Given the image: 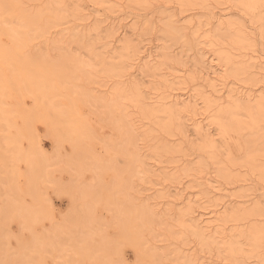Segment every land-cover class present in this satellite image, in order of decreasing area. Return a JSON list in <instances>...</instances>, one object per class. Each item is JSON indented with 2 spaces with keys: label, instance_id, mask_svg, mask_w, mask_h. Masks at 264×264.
<instances>
[{
  "label": "bare ground",
  "instance_id": "1",
  "mask_svg": "<svg viewBox=\"0 0 264 264\" xmlns=\"http://www.w3.org/2000/svg\"><path fill=\"white\" fill-rule=\"evenodd\" d=\"M134 1L143 6L150 4V0ZM164 1L172 4L167 5V7H165L166 9L168 7L171 9L174 8V4L175 7L180 10V13L197 9L210 10L214 7V5L218 6V4H225L227 7L223 9L226 10L229 8L231 11H219L216 12V14H213L212 11L213 15L211 17H214L215 21L212 27L205 29L204 32L210 42V46L208 49H206V47H202V50L210 51L211 49V51L216 52V54H214L217 59L211 58L208 62L209 66L204 63L207 65V68L205 67L202 69V65L205 66L203 61L205 62L206 59H203L202 56H204V52H202L200 57L195 59L193 66L191 65L192 67H195V65H199V67H201V69L199 68L200 70L198 69L197 83L201 87L207 88V90L203 89L202 97L199 99L205 106L206 111V115L202 118H200V115L197 113L199 102H197V99L193 95H187V98L183 96L185 98L184 99L178 94H172V92L163 96L159 100L151 102L147 100L146 96H144V93H142L140 89L141 87H139L140 76L143 80V77L146 76L147 78L148 76L149 78H155L160 75L161 79L159 80V84L165 86H168L173 82V80L178 79V75H173L170 78L162 77L164 75L162 72L164 67H168V69L170 67L171 69L174 67L173 65L179 62V55L170 54V50H167L168 47H163L162 51L160 50L158 54L154 53L151 55V53L148 52L144 55L143 57H145L146 61L139 64L137 69L134 70L133 75L135 76L129 83H124L123 80H119V83H115L112 86L113 88H109V91H99L98 88L94 87L97 82L95 81V77L92 76L94 74H92L91 71V68L93 67L91 57H94V59L99 57L97 61H100V59L103 58L101 56L102 54L94 51L95 49L93 45H96L97 41H93L92 36L90 37L89 33H79L75 29L69 33L68 40L77 45L76 47L86 49V52L90 54V59H83V57H81L83 56L81 55L82 53L75 54L74 52L68 50V44H70V42L67 40V44H65V38L63 37L64 34H61L62 32L57 33L54 36L50 33L52 28L55 27L57 30V28H59L57 26L64 24L68 15L77 17L78 10L76 8L69 7L70 5H68L65 0H0V63L6 65L10 69L11 73L8 83L4 82L0 73V130L2 129L6 131L12 127L11 118L6 111L8 109L5 106L3 107V92L7 86H10V90H13L19 97L16 104L17 108L14 110V113L16 116L20 117L21 122V125H18L16 128L18 131L15 137L10 140L8 139L9 137L6 138L7 135L4 136V134L3 138L2 136L0 137V139H2V141H0V168L3 166L5 167L6 172L8 170L7 174H5V171H1L5 174V178L1 177V179L3 178L6 182H8V180L12 181V177L15 176L13 173L16 171L14 170V163H12V168L10 162H14L15 160L16 166V163H18L19 160H22L27 166V170L24 171L26 172V175L23 176V174H21L25 180L24 187L23 185L20 187L19 185L16 187L14 184L7 185L8 196L3 197L5 193L2 195L3 200L0 205V217L1 219L5 217L4 219H7L8 221L10 220L9 218L12 220H19L17 221V224L20 222L18 226L25 227V229L24 227H21L20 230H28V233H31V238L28 236L30 238L28 242L24 239L23 241L21 237L20 241H17L19 242V252L20 250L22 251L20 252V257H18H22L21 260H25L33 256V260H31V262H33L35 254L38 255L37 253L41 251H46V253L43 252L44 255H48L50 252L49 256L51 257L53 255L52 252L58 254L60 251L63 254L65 251V253L69 252L67 254L70 255V251L68 250H71L73 260L77 258V261L75 262L76 264H82L85 260H89V264H117L108 256L109 250H111L110 246L113 245L112 250L115 253V249L118 246L116 245V248H114V244H111L112 241L114 242L113 237L111 239L110 236L106 235L107 237H110V240L104 234L105 239H103L104 237L102 233L99 234L98 232L99 235H97V237L100 236L98 239L99 242H93L92 240V236H96L98 226H101L99 225L100 223L98 222V219L96 220L93 214L95 212L94 209H96L93 204L95 201L97 204V200H100L98 197L101 195L100 193L102 191L99 190L100 188L97 189V186L100 184L99 177L102 176L101 174L106 170H114V173L116 172L114 175L116 176L112 174L115 178L112 181L114 184L112 182L111 184L114 189L117 186V190L119 189V191H116L115 189L113 192L114 194L110 192L112 187L109 185V182H107V186L105 185L106 189L103 190L106 193H109V199L107 196L108 194H105V199L108 200L104 199L102 202L106 201L105 206H103L105 211L108 210V213L112 211L109 215H112L111 217L114 216L112 219H114L118 228L111 217L108 221H112L119 230V235L115 234L116 236L118 235V241L124 240L125 243H128L130 246L132 245L131 247H133V250L135 249L136 251V256L138 257L136 260L139 261V264H162V257L156 255V252L154 253L152 251L155 249L153 247V241L150 242L151 240H148L149 238L146 239L147 237H145L146 234H153L152 227L155 226L156 221L161 223L162 220H160L159 213H157V210L155 212V209L151 206L144 204V202V205L139 204L140 206L137 207L136 204L132 203L133 200H130L131 197L128 196V191H130L128 189L132 188L130 183H128V180L131 181L135 174L136 176L138 175V169L136 171V168L144 163L141 154L138 152L141 148L140 144L143 142L147 143L151 133L157 129L164 131L166 134L171 132L179 134L181 139L186 142L191 141L192 147L200 151L202 156L207 153L213 165V169L216 172V177L219 180L228 184H233L234 186L237 184L239 187L242 181L247 180L246 177L242 175V168H244L249 171L251 176H255L259 181H264V86L261 85L260 88L254 90L250 89L251 87L248 88L247 86L245 91H240L238 88L228 89L227 84H225L226 77L229 75L235 78L240 77L244 82L251 84L252 86L261 81L264 84V61H260V59L254 55L249 56V49L253 47L252 44L256 37L253 39L254 34L248 31L249 27L246 25L248 27L247 29L244 22L242 23L239 21L240 19H236V17L233 19L231 18L232 16H228L230 14L232 15L233 10L235 9L238 10L241 15L247 16L251 24H254V27L260 32L261 41L264 43V0ZM159 11H161L159 14H164L168 19L165 23L166 27L162 32H164V35L173 41V43L180 42L184 46H189L191 44L201 45L202 42H199L200 36L195 34L196 31L191 32L193 38L187 36L188 31H181L184 27L177 24L178 20L175 19L176 17L173 18V16H175L173 12L174 10H172V13H168L166 10L163 11V13L162 10ZM199 25L200 24L198 23L196 28ZM55 29H52V31L54 30V34L57 32ZM105 31L106 30H104V32ZM112 32L109 34L111 35ZM65 36H67V34ZM128 37L129 36H127V38ZM127 38L122 41V43L118 46V49L113 51V55L108 57L109 59L107 58L109 62L107 60L106 62L108 63H104L103 67L104 71L107 72L106 75L109 74L110 77L112 76L113 78L121 76L124 72H126V61L130 58L135 61L134 58L139 56V45L137 46L138 43L135 44L133 43L134 40L132 41ZM40 40H42L43 43L40 44L38 42ZM190 40L194 41V43ZM168 46L170 47V45ZM97 47L98 46H96V48ZM166 50L168 52H166ZM51 52L55 54H52ZM214 54L212 53V57H214ZM216 60L219 61L218 68H215L217 67ZM105 64L107 65L106 67ZM16 66L18 67V70L14 72L13 70H15ZM92 69H94V72L96 71V68ZM218 69L220 71H218ZM101 71L102 69L100 70V73ZM138 75L140 76L136 79V76ZM217 82L222 85L220 89L218 88ZM92 83L94 84L93 87ZM101 85L102 84H100V86ZM102 87L100 88L103 89ZM23 97H29L32 100L31 108L24 106L21 100ZM88 105L90 108L92 106L91 112L96 106V110H99L98 112L96 111L97 114L99 115V112H101L102 115L104 114V117H106L104 120H107V123L113 127V130L119 140L115 141L116 143H103L102 139L100 142L103 143L102 148L105 145L103 151L106 149L109 150L111 147L109 144H112V154L116 155L115 157L113 156L115 163L118 159L117 156L122 155L121 159L125 157L123 159V163L125 165L120 163L121 166L124 165L123 167L120 168L119 166V169H116L113 159L110 160V162L112 161L110 164L106 162L105 158L103 159L95 155L89 146L85 147L88 143L82 146L83 142L89 140L88 136H90H87V125L89 122L84 118L85 116L83 111L84 107ZM130 107H132L134 111L131 112L128 109ZM136 114L141 115V118L146 120L142 121L140 126L137 125V127L135 125V121L131 118ZM35 119H40L41 123H44V126L45 124L47 125L46 127L49 129L51 136L54 137L53 139L56 141L58 140L56 143L62 144L67 141L66 143H69L68 145L72 146V153H69L68 157L65 155L66 159L63 157L64 155L62 156L60 154V151V153L58 152V149H54L55 152L51 158L45 156L39 146L40 150L38 149V141L36 139L34 140L35 134L32 130L33 128L31 127ZM208 119L210 120L209 123L206 122ZM154 121L157 124L155 128L153 127L155 123ZM188 121L191 126L189 130H191L196 138L195 142H192L194 139L189 137L192 133L187 134V127H189L187 123ZM101 122L104 121L101 120ZM211 124L214 125L216 135L219 136L221 142L219 145V142H217L216 138H214L215 135L212 134V131L210 130L212 129L210 127ZM24 130L27 132V140H29L30 148L22 150L21 148H18L17 145L21 142V135ZM63 130L67 131V133L62 134ZM88 130L90 131V128ZM91 139L92 137H90V140ZM105 141H107V138H105ZM60 144L58 145L59 147ZM182 144L185 146L184 142H182ZM129 147H131L133 151L127 152ZM160 147L164 148L162 145L154 146L152 151L158 153L160 151ZM55 148H57V146ZM188 149L189 148H187V150ZM234 151L238 152V156ZM106 152L107 151H105V153ZM199 155L201 158V154ZM126 157L127 160L125 163ZM9 159L12 160L8 161L10 166L7 165L8 163L6 164V161ZM121 159L119 160L121 161ZM204 160L201 158L200 162L197 164L198 167L203 168L205 167V161L207 163L209 162ZM116 165L118 164L116 163ZM8 167H10L9 169H12L9 170L7 169ZM54 168H58L59 171L62 169V171L65 170V172L67 171L68 173H71L69 176L72 177V182L68 176L70 185L67 187L68 182L66 181L67 185H65L66 182L65 184L63 183L66 186L64 188H66L70 194L79 192L78 194L80 198L77 197V199H81L83 202L87 199L85 200L87 202H82V204H80L81 202L79 201V204H75V201H73L75 200L73 195L72 203H74L72 204V210H68V214L71 212L69 215L66 214L68 218H65L63 223H60L63 225L61 226L55 223L53 230L45 229L37 234L33 228L35 227L36 222L43 218L41 215L48 210L43 211V209H40L42 204L38 207L39 203H37V200L41 197L40 194H38L39 191L36 190L39 188L38 184L43 179L42 177H45L47 179H45L46 181L51 182V179L48 180L47 178V173H52L50 169L54 171ZM72 170L73 172H71ZM179 170V175H174L176 177L186 175L187 178L189 176H195L194 170H196V168H193L192 166L189 168L181 167ZM88 171L92 174L90 181H88V183L86 182V185H79L80 187L77 188L76 186L78 185L77 183L79 178L83 177V175ZM10 172L13 175H11ZM122 172H128L129 178L124 179L121 175ZM2 182L0 181V183ZM54 182L55 181H53V183ZM193 183L196 184V182ZM103 184L105 183L100 185ZM115 184L117 185L115 186ZM198 184L200 187L198 188V191L201 189V191L205 194L213 193L214 195H217L223 192L224 189H216L214 181L211 178H205ZM108 186L110 187L108 188ZM61 187L62 188L60 189L58 187L59 193L63 194V191H61L63 189V185ZM73 188L77 192H72ZM102 188L103 186L101 189ZM242 188L243 187H241V189ZM240 190L237 197L240 198L246 196V194L243 193V189L241 191ZM65 191L64 194L69 196V194L67 195V192ZM111 193L113 198H110ZM117 193L118 195L121 193L122 195H120L123 197L115 200L114 197H116ZM23 195L31 197L32 203L30 205L25 206L21 202ZM259 196L257 195L258 198ZM2 197L0 194V199ZM43 199H40L39 201H41L43 203V207H45L47 206V201L44 199L46 201L45 202ZM93 200H95L94 203ZM261 200L263 199H260V201H248L247 199H241L240 201H236L238 203L237 206H235V203L225 206L222 213H218L214 210H209L207 212H200L198 210V213L194 214L195 211L192 210L191 205L188 204L186 205V208L183 209L181 207V209H178L180 217L173 225H170L165 221L166 225H164L162 221V224L167 226L166 229L163 227L166 231L163 234L165 238L163 240H167L169 243L172 242L173 244L174 240H180V238L184 239L187 233H189L188 237L190 236L195 238L199 243L200 248L203 249L202 251L212 252V250H216L219 253L222 251L224 254L228 255L231 261L240 262L241 264L245 259L249 258H253L257 260L258 263L261 262V264H264V205L262 204L264 200ZM69 204L71 205V201ZM100 205H104V203ZM106 205L110 206V209L112 210L110 211V209H108L109 207L106 208ZM172 206L174 205L172 204ZM40 212H42V214H40ZM97 215L99 214L97 213ZM165 215H168L169 217L168 213ZM39 216L42 218H39ZM44 217L47 216L44 215ZM102 218H100L99 221ZM95 222H97V224L99 223L98 225L96 224L97 227L94 226ZM112 222L109 226L113 224ZM229 222H234L236 224L240 223V225L228 229L227 231L229 232L225 233V225ZM102 223H104V220ZM92 225L96 229L92 230ZM176 225L180 228L178 229L179 231L175 230ZM103 227L104 226H102V229ZM23 230L21 232H23ZM94 231L95 233L93 234ZM175 231H177L179 235L175 234ZM28 237L24 238L28 239ZM242 238L248 242L247 248H245L247 243L241 241ZM2 246L0 249H2ZM181 249L182 247L175 246L173 250L176 255L175 259L177 260L175 262L178 263L179 256H183L185 257V260L183 258L182 264H194V261L192 262L191 258L189 260L190 256L188 257V254L191 255V252L186 255L184 249H182L183 251ZM28 252H30V254L32 253V256L28 255ZM49 256L48 258H50ZM39 257L41 260V256ZM45 257L47 256H44V258ZM65 259L67 260V258ZM40 260L38 262H40ZM73 260L71 259L72 262ZM196 260L197 258L195 259V262ZM204 263L205 262H200V264ZM197 264L199 263L197 262Z\"/></svg>",
  "mask_w": 264,
  "mask_h": 264
},
{
  "label": "rangeland",
  "instance_id": "2",
  "mask_svg": "<svg viewBox=\"0 0 264 264\" xmlns=\"http://www.w3.org/2000/svg\"><path fill=\"white\" fill-rule=\"evenodd\" d=\"M65 1L68 3V5H70L69 7H74L78 10V16L73 17V16L68 15L65 19V23L60 25V26H57L59 28L56 27L57 30L55 29V27L52 28V29H55V31H57V32L54 34V30L52 31V29H51L50 33L52 34V36H54L57 33L62 32L61 34H64L63 37L65 38L64 39L65 44H67V40L69 39L68 38L69 33L74 29L77 30L79 33H83V32L89 33V36L90 37L92 36V40L97 41L96 45L95 44L93 45V47L95 49L94 51L97 53L99 52V54H102L101 56L103 58H101L100 61L99 60L97 61V59L99 57L97 59L96 58L94 59V57H91V60L93 61L92 62L93 67L92 66L91 67L96 68L95 72H94V69L91 68L92 74H94L92 76L95 77L96 80L95 79L94 80L99 85L98 86L97 83L95 85L92 83V87L94 85V87L98 88L99 91L100 90L101 91L102 90L103 91H107V90L109 91L110 90L109 88H113L112 86L115 83H119V80H123L124 83H129L132 80V78L135 76V75H133L134 70L137 69L139 64H142V62L146 61L145 57H143L144 55H146L148 52L151 53V55L154 53L158 54V52H160V50L162 51L163 47H168L167 50L168 51L170 50L169 51L170 54H174L177 56L179 55L178 56L179 62L177 63L178 65L177 64L173 65L174 67H172L171 69H170V67H169V69H168V67H164L162 70L164 75L162 77L170 78L173 75H178L179 76L178 79L173 80L172 83H170L168 86H165V85L159 84V80L161 79L160 75H159V77H155V78H151V77L149 78V76L147 78V76H146V77H143V80H142V77L140 75H138V76H136V79H137V77L140 76L139 77V81H140L139 87H141L140 89H141L142 93H144V96H146L147 100L151 101V102L159 100L163 96L168 95L172 92H173L172 94H178L182 98H184V97L187 98V95H193L197 99V102H199L197 113L200 115V118H202V117H204V115H206L205 106L202 104V102H200L199 99L202 97L203 89L207 90V88L206 87L203 88L197 83L198 72L201 69V67H199V65H195V67H192V66L195 63L194 62L195 59L197 57H200V54L202 52H204L203 53L204 56L206 55L205 57L202 56L203 59L206 58L205 62L203 61V64L206 63L209 66L208 62L211 58L217 59L216 55H215L216 52L211 51V49H210V51L209 50L208 51L202 50V47H204V48L206 47V49H208L210 46L209 45L210 42L207 39L206 34H204V32H205V29L212 27V25L215 21V18L211 17L213 14H216V12H219V11H221V12H223V11L226 12V10L230 11L229 8L224 10L227 7L225 4H218V6L214 5V7L211 8L210 10H206V9L199 10V9H197V10H193V11H187L184 13H180V10H178L174 4H173L174 8L171 9L168 7L166 9L165 7H167V5H172V4L166 3L164 0H150V4L145 5V6L137 4L134 0H65ZM153 3H154V5H153ZM159 10H162V13L165 10L168 13H172V10H174L173 12H174L175 16H173V18L176 17L175 19L178 20L177 24L182 25L181 27H184V29H181V31L182 32L188 31L187 36H189L190 38H193L191 32L196 31L195 34L197 36H200L199 42H202L201 45L199 46L196 44L195 45L191 44L189 46H186V45L184 46L180 42H174L173 43V41H171L169 38H167L164 35V32H162V31H164V28L166 27L165 23L167 22L168 19L165 17L164 14H162V15H161V13L159 14V12H161ZM212 11H213V14H212ZM194 13H195V15H194ZM191 14H193V15H191ZM228 16H232L231 18H233V19L235 17H236V19H240L239 21H241L242 23L244 22V25L245 26L247 25L249 27L248 31L252 32L254 34L253 39L256 37L255 40L253 41V44H252L253 47H251V49H249V56L254 55L258 59H260V61H264L263 60L264 59V43H262V41H261V35H260V32L258 31V29L254 27V24H251V22L247 16L241 15V13L238 12V10H236V9L233 10L232 15L230 14ZM68 19H70V20L73 19L74 21L76 19L77 20L74 22L73 20L70 21ZM198 23L200 25L196 28V25ZM201 25H202V27H201ZM247 26H246V28L248 29ZM69 28H71V29H69ZM95 28H96V30H95ZM251 28L252 29L255 28V29L252 30ZM109 29H110V31H109ZM111 29L113 32L111 31ZM104 30H106V31L104 32ZM110 32H112L111 35L109 34ZM51 34H49V35H51ZM66 34H67V36H65ZM127 36H129L128 38L130 40H132V41L134 40L133 43H135V44L138 43L137 46L139 45V50H138L139 56L134 58L135 61L132 60V58H130L126 61L127 62V65L125 67L126 72H124L121 76L116 77V78L115 77L113 78L112 76L110 77V75L109 74L106 75L107 72L104 71V67H103L104 63L109 59L108 57L113 55V51L118 49V46L122 43V41L125 38H127ZM131 38H134V39H131ZM85 39H86V37H85ZM86 41H87V39H86ZM190 41L192 43H194V41H192V40H190ZM38 42L40 44L43 43L42 40H40ZM204 44H206L207 46ZM168 45H170V47ZM76 46L77 45L70 42V44H68V50L74 52L75 54H81L82 53L81 55H83V56H81V55L80 56L83 57V59L84 58L90 59L89 58L90 54L88 52H86V49H82L80 47L78 48ZM96 46H98V47L96 48ZM191 46H192V48H191ZM252 48H253V50H252ZM167 50H166V52H168ZM51 53L55 54L53 52H51ZM212 53L213 54L215 53L214 57H212L213 56ZM216 61H217V65H216L217 67H215V68H218V64H219L218 62L219 61L218 60H216ZM108 62H109V60H108ZM108 62H106V63H108ZM206 64H204L205 66L202 65V69L205 67L207 68ZM94 65H95V67H94ZM99 66H101V67H99ZM106 66L107 65L105 64V67ZM196 66H197V68H196ZM101 69H102V71L100 73ZM17 70H18V67L16 66L15 70H13V71L15 72ZM218 71H220V70L218 69ZM0 73L2 75L4 82L8 83V81L10 79V75H11L10 69L6 65L0 63ZM225 81H226L225 84H227L228 89L229 88H233V89L238 88V90H240V91H245L247 89V86H248V88L251 87L250 89H252V90L260 88L261 85L264 86L262 81L258 82V84H256V85L252 86L251 84L244 82L242 80V78H240V77L235 78V77L230 76V75L226 77ZM99 83L102 85L100 86ZM217 84H218V88L220 89V87H222V85L219 84V82H217ZM9 87L10 86H7V88H5L4 89L5 91L3 92V95H4L3 107L5 106L8 109L6 111L8 112V115L11 118L12 127H10L6 131L1 129L0 130V137L2 136V138H3L5 135H7L6 138L9 137L8 139L10 140L13 137H15V135L17 134L18 129H16V128L18 125H21L20 124L21 122H20V117L16 116L14 113V110L17 108L16 104H17V99L19 97L15 94V92L13 90H10ZM100 87H102L103 89H101ZM21 100H22V103L24 104L25 107H28V108L32 107L31 106L32 100L29 97H23V98H21ZM91 108H92V106H91ZM91 108L89 107V105L85 106L83 111H84V116H85L84 118L87 119L89 122V124L87 125V131H88L87 136L90 135V136H88V138L90 140V137H92V139L90 141L86 140V142H83L82 146H84L86 143H88L85 145V147L89 146V148L92 150V152L95 155H97L103 159L105 158L106 162H108L110 164L112 163V161L110 162V160L113 159V162L115 164V168L119 169L118 168L119 166L121 168L125 165L123 163V161H124L123 159L125 157H123V159H121L122 155L117 156L118 159L116 158L117 159L116 163L118 165H116L115 160L113 158V156L115 157L116 155H113L112 154L113 151L111 150L112 144H109V145H111L109 150L106 148H105L106 150L104 149L105 151H107L106 153H105V151H103V148L105 145L102 148L103 143H108V142L116 143L115 141L119 140V138L116 135L115 131L113 130V127L109 123H107V120H104V119H106V117H104V114L102 115L101 112H99L100 113L99 114L100 117H99V115L97 114V112L99 110H96L97 109L96 106L94 107L95 108L94 110L92 109V112H91ZM128 109L131 112L134 111V109H132V107H130ZM97 118L99 121L97 120ZM131 118L133 121H135L136 127H137V125L140 126V123L142 121H146V120H143L141 118V115H137V114L133 115ZM140 119H142V120H140ZM185 119H188V118H185ZM101 120L104 121L105 123L101 122ZM206 122L209 123L210 120L208 119V120H206ZM187 123L189 126V127H187V134H190V133H192L191 130H189V128H191V126L189 125V121ZM14 124H16V125H14ZM46 126H47L46 124L44 126V123H41L40 119H35V121H33V125L31 127L33 128L32 130L35 134L34 140L36 139L38 141V144L35 141L37 144V147L39 146L41 148L42 152L48 158H51L53 156V154L55 152L54 149H58V152L60 151L61 153L60 152L59 153L62 156L64 155L63 157L66 159L65 155L68 157L69 153L70 154L72 153L71 152L72 146L71 145L69 146L68 145L69 143H66L67 142L66 140H65L66 142H63V140L61 139V141L63 143L62 144L59 143L60 144V147H59L58 146L59 144L56 143L58 140L56 141L55 139H53L54 137L51 136L49 129ZM156 126H157V124L155 122L153 127L155 128ZM210 127L212 128V129H210L212 131V134L215 135L214 138H216L217 142H219L218 145L221 144L219 136L216 135L214 125L211 124ZM89 128H90V131H92L93 133L88 130ZM47 132L49 133L50 136L48 135ZM89 132H90V134H89ZM64 133H67V131L63 130L62 134H64ZM3 134H4V136H3ZM93 137H95V138H93ZM189 137L191 139H194V141H192V142H195L196 138L193 135V133L190 134ZM6 138H5V140H6ZM105 138H107V141H105ZM27 139H28V135H27V132L24 130L22 135H21V140H20L21 142L18 145L16 144L17 147L21 148L22 150L23 149L25 150L26 148L29 149L30 148L29 140H27ZM102 139H103V143L100 142ZM108 140H110V141H108ZM0 141H2V139H0ZM61 141H59V142H61ZM182 142L185 143V146H184V144H182ZM160 145H162L164 148L160 147V151L158 153L152 151V148H154V146H160ZM56 146H57V148H55ZM31 147H32V145H31ZM37 147H36V150H37ZM39 147H38V149H39ZM140 147H141L140 151H138V152H139V154H141V157L144 160V163H147V164L143 163L140 166L138 165L139 167L136 168V171L138 169V171H137L138 175L136 176V174H135V176H133L134 178L132 177L131 181L128 180L129 181L128 183H130V186L132 187L129 189L127 188L128 190H130V191H128L129 192L128 196L131 197L130 200L131 201L133 200L132 203L136 204L137 207L140 206L139 204H143V202H144V204H147V205L151 206L152 208H154L155 212L157 210V213H159V216H160V220L163 221L164 225H166L167 222L170 225H173L175 222H177V220L180 217V215L178 214V209H181V207L184 209L187 207L186 205H188V204L191 205L192 210L195 211L194 214L198 213V210L200 212H207L209 210H214V211H217L218 213H222L224 211L225 206H228L229 204H234V203H235V206H237L238 203L236 201H240L241 199H243V200L247 199L248 201H250V200H252V201L259 200L260 201V199L264 200V181H259L258 178H256L255 176H251L249 174V171H247L244 168H242V175H244V177H246L247 180L241 182L242 186H241V184L239 185V187L237 186V184H235V186H234L233 184H228L222 180H219L216 177L217 176L216 172L213 169V165H212L211 160L209 159L207 153H205L204 156H202V153H200V151H198L192 147L191 141L186 142L185 140L181 139V136L179 134H176L174 132L166 134V133H164V131L157 129V130H154L153 133H151V136L149 137L148 142L147 143H144V142L141 143ZM107 148H108V146H107ZM187 148H189L191 151L189 149L187 150ZM131 151H133V149L131 147H129L127 152H131ZM234 152L238 156V152H236V151H234ZM191 153H193V154H191ZM199 154H201V156H202L201 158L203 160L205 158V160L209 161L207 163L204 160L205 161V167H203V168H200L197 165L198 162H200V160H201ZM119 159H121V161ZM10 160L11 159L7 160L6 164ZM126 160H127V157L125 159V163H126ZM10 163H11L12 168H13L12 163H14V170H16V171H14L13 173L15 174L14 177H16V178L12 177L11 175H13V174L10 172L11 173L10 176L14 180L10 177L12 179V181L8 180L9 183L6 182V180L3 178H5L4 175L7 174L8 170L6 172V169L3 166H2V168H0V172L5 171V174H3L1 172V175H0V179H1V177H3L2 178L3 180L1 179L0 181L4 182V183L3 182L0 183L1 197H2V195H4V193H5V195L3 197L8 196V192H7V185L8 184H14V185H16V187L18 185H19V187L22 185H23V187L25 186L24 177H22V175H21V174H23V176L26 175V172H24L27 170V168H26L27 166H26L25 162H23L22 160H19L18 163H16V166H15V160H14V162H10ZM120 163L124 164V165L121 166ZM7 165L10 166L9 163ZM186 166H188V167H186ZM191 166L193 168H196V170H194L195 176H189L186 178V175L185 176H179V177H176L174 175V174L179 175V173H180L179 169L181 167L189 168ZM53 167H55V166H53ZM9 168L10 167H8L7 169H9ZM205 168H206V170H205ZM11 169H9V170H11ZM50 171H52V173L51 172L47 173V178H48V180L51 179V182L46 181L47 179L45 177H42L43 179L42 178L41 179L43 181L41 180V182L38 184L39 188L36 191H39L38 194H40V197H41L40 199L42 200L44 198L47 201L46 202L43 199L46 202V205L47 206L49 205L48 207L47 206L43 207V203L41 201H39L40 199L38 198V200H37V203H39L38 207L40 204H42V206H40L41 207L40 209H43V211L44 210H46V211L50 210L52 212L47 211V212L43 213L47 217H44V215L42 214L43 211L40 212V214H42L41 216H43V218L41 216H39V218L41 217L42 219L40 220L38 218L39 221L36 222L35 227L33 228L35 230V232H37V234L42 232L45 229H47V230L52 229L53 230L55 223H57L58 225H61V226L63 225L60 223H63L65 221V218L66 219L68 218L66 215V214H68V210L69 209H70V211L72 210V204L74 203V202L72 203V196L73 195L75 198V200H73V201H75V204H79V201L81 202L80 204H82V202H83V200L77 199V197L80 198V196L78 194L79 192L75 191L74 188L72 189L73 190L72 192H74V191L77 192V193L74 192L75 194H73V193L70 194L68 192V190L66 188H64V187H66L65 185H67V182H68L67 187H69V185H70L69 179L72 182V179H71L72 177L69 176V174L71 175V173H68L67 171L65 172V170L62 171V169L59 171L58 168H56V169L54 168V171L52 169H50ZM60 172H62V173H60ZM71 172H73V170ZM122 173H121V175L123 176L124 179L129 178L128 172H127L128 174L126 172H124L123 174ZM112 174L114 175V174H116V172L114 173V170L113 171L106 170L101 174L102 176L99 177V181H100L99 183L100 184L105 183V184H103V185L99 184V186H97V189L100 188L99 190L100 191L102 190L100 193L101 195H99V197H98V199L100 198V200H99L100 203L97 200V204H96V201H95L96 197H95V200H93V203L95 201L94 204L92 202H90L93 205H95L94 208H96V209L93 208L94 211L96 212L95 213L93 211L94 212L93 213L94 218L96 220L98 219V222L100 223V224L99 223L98 224L101 225L100 226L101 229H102V226H104L102 230L105 231V232H103L100 229V227L98 226V228H97L98 231H96L97 232L96 236L95 235L92 236V240H93V242L94 241L99 242L98 239L100 238V236L97 237V235H99L100 233H102V235L104 237L103 239H105L106 235L110 236L111 239L113 237L114 242L112 241L111 244H114V248H116V245H118L117 246L118 250L116 248L115 249L116 253H115L112 250L113 245L110 246V249L112 250V251L109 250V253H108V256L110 257V259L112 258V261L117 263V264H136V263L139 264V261L136 260V259H138V257L136 256V251H135V249L133 250V247H131L132 245L130 246L128 243H125L124 240H123L124 242L118 241V235H119V230L117 229L118 226L115 223L114 219H112V218H114V216L111 217L112 215H109V214H111L112 209H110V206L106 205L107 206L106 208L109 207L108 209H110V211H111L108 213V210L105 211L104 207H103V206H105V202H106V201L102 202L105 199V194L106 195L108 194L107 196L109 199V193H106L104 191L106 189L107 184H108L107 182H109V185L112 187L111 182L115 178L114 176H116V175L113 176ZM202 175H204V176H202ZM68 176H69V179H68ZM91 176H92V174L89 171L86 172L83 175V177L79 178L78 183H77L78 185L76 184L77 185L76 187L79 188L80 187L79 185H81V184L86 185L88 183V181H90ZM6 177H7V175H6ZM205 178H211L214 181V185L216 186V189L217 188L218 189L224 188L223 192H221L220 194L214 195L213 193L212 194H210V193L205 194L203 191H201V189H199V191H198V188H200L198 186L199 185L198 183L202 182V180H204ZM53 181H55V182L53 183ZM198 181H200V182H198ZM65 182H66V184H65ZM193 182H196L197 186ZM52 183H53V185H52ZM61 183L63 185V189L61 190V191H63V194L59 193V189L62 188ZM116 185L117 184H115V186ZM100 186L101 187L103 186V188L101 189ZM104 186H105V188H104ZM110 186H108V188ZM58 187H59V189H58ZM128 187H129V184H128ZM241 187H243L242 188L243 193H245L246 196L238 198L237 195L239 194V190L241 189ZM112 188L110 191L112 193L115 191V189H116V191H119V189L117 190V186L115 187V189L113 188V190H112ZM65 190H67V191H65ZM64 191L67 192V195L69 194V196H66V194H64ZM138 192H140V193H138ZM112 193L110 194V198H113ZM118 193L116 194V197H114L115 200L121 199L123 197V196H121L122 191L120 193L121 195L120 194L118 195ZM75 195H76V197H75ZM257 195L258 196L260 195L259 198L257 197ZM3 197L0 199V205L2 203ZM76 199H77V202H76ZM108 199H105V200H108ZM21 200H22L21 202L25 206L30 205L32 203L31 197L30 196L28 197L27 195H23ZM85 200H87V199H85ZM85 200L83 203L87 202ZM263 200H261V201H263ZM70 201H71V205L69 204ZM45 202H44V205H45ZM103 203H104V205H100ZM172 204L174 206H172ZM262 204L264 205V201L262 202ZM102 207H103V209H102ZM154 209H153V211H154ZM163 211L165 214L168 213L169 217H168V215L166 216L163 213ZM70 213L71 212H69V214ZM97 213L99 215H97ZM96 215H97V217L98 216H100V217L97 218ZM102 217L105 218L106 221ZM110 217L113 220V222L115 223V225L117 226V228L112 221H110V222L108 221V220H110ZM4 218L1 219V217H0V242L2 241L0 243V247L3 245L2 249H0V258H1L0 264H32V263L36 264L40 260L39 256H41V260L37 264H72L73 262H74L73 264H76L75 263L77 261V258H75L76 255L74 257L75 259L73 260V256L71 255V253H72L71 250H68V251H70V255L67 254L69 252L65 253V251H64L62 254L59 251L60 254H59V252H58V254L55 252H52L53 255L51 257L49 256L50 252L49 253L47 252L48 255H44V253H46V251H43L44 252L43 253L40 250L41 252L37 253L38 255L35 254V256H34L35 258H34L33 262H31V260H33V258H32L33 256H32V253L30 254V252H31L30 251V252H28L29 253L28 255H30L32 257L25 259V256H24L25 260H23V259L21 260L22 257L21 258H18V257H20L19 255H20V252H22V251L20 250V252H19V247H18L19 242H17V241H20V237H21L22 240L24 239L28 242V240L31 238V235H30L31 233H28L27 229H26L27 231L22 229L23 232H21L22 230H20V229H21V227H24V226H21V225H20L21 227L18 226V224H20V222L17 224V221H19V220H17V219L12 220L11 218H9L11 221L10 220L8 221L7 219H4ZM100 218H102L100 221L103 222V220H104V223L106 225L99 221ZM161 218H164V219H161ZM107 221L109 222V224L111 222L113 224H111L109 226ZM162 221H161V223L159 221H156L155 226L152 227V233H153L152 235H150V234L145 235V237H147L146 239L149 238L148 240H151L150 242L153 241L152 243H153V247L155 249L152 251L154 253L156 252V255H159L160 257H162L161 258V262H163L162 264H174V263L175 264H182L183 263L182 260H183V258L185 260V257H183V256L181 257L179 255H178L179 256L178 263L175 262V261H177L175 259L176 258L175 252H173L175 246L176 247L177 246L182 247V249H184L186 255H187V253L191 252L190 253L191 255L188 254V257L190 256L189 260L191 258L192 262L194 261L193 262L194 264H197V262L199 264H200V262H205L204 264H241L240 262L231 261L229 259L228 255L224 254L222 251L220 253L217 252L216 250H212V252L211 251L210 252L209 251L208 252L202 251L203 249L200 248V245L197 242V240L193 237H190V236L188 237L189 233H187V235H186V237H184V239L182 238L183 240L181 238H180V240L179 239L174 240L173 244H172V242L169 243V241L163 240V239H165L163 234L166 232L165 229L167 226H164L162 224ZM96 224H97V222L94 223V226L97 227L98 224L97 225ZM238 225H240V223H238V224H236L234 222L227 223L225 225V227H226L225 233L229 232V231H227L228 229H231L232 227H236ZM176 226H175V230L179 231L178 229H180V228L178 226H177L178 227L177 228ZM92 227H93V225H92ZM154 227H155V229H154ZM24 229H25V227H24ZM94 229H96V228L93 227L92 230H94ZM177 231H175V234L179 235V233ZM98 232H99V234H98ZM115 232H117V233H115ZM94 233H95V231L93 232V234ZM104 234H105V236H104ZM115 234H118V235L116 236ZM150 236H151V238H150ZM24 237H28V239L24 238ZM110 237H107V238L110 239ZM154 237H155V239H154ZM119 240H121V239H119ZM179 241H181V242H179ZM241 241H244L245 243H247V245H245V248H247L248 242L245 241L244 238H242ZM176 242H178V243H176ZM196 249H197V252H196ZM192 253H193V255H192ZM61 254H62V256H61ZM196 255H197V257H196ZM26 256H27V253H26ZM44 256H47V257L44 258ZM48 256L52 259L48 258ZM202 257L204 258V260ZM209 257H210V259H209ZM65 258H67V260ZM165 258H166V260H165ZM196 258H197V260L195 262ZM18 259H19V262H18ZM42 259H44V260H42ZM60 259H62V260H60ZM71 259L73 260V262L71 261ZM59 261H60V263H59ZM61 261H62V263H61ZM69 261H70V263H69ZM84 263L89 264V260H87V261L85 260ZM84 263H82V264H84ZM242 264H261V262L258 263L257 260H255L253 258H249V259H245Z\"/></svg>",
  "mask_w": 264,
  "mask_h": 264
}]
</instances>
